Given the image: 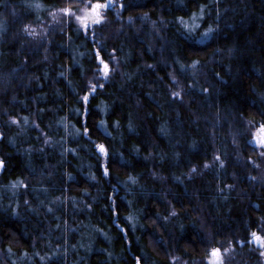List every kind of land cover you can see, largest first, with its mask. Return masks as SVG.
<instances>
[{"label": "clouds", "instance_id": "9594fccd", "mask_svg": "<svg viewBox=\"0 0 264 264\" xmlns=\"http://www.w3.org/2000/svg\"><path fill=\"white\" fill-rule=\"evenodd\" d=\"M0 264H264V0H0Z\"/></svg>", "mask_w": 264, "mask_h": 264}]
</instances>
